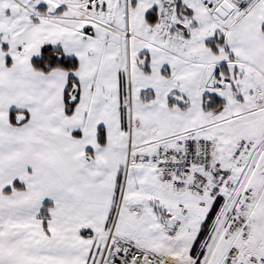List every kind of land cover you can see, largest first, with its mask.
Segmentation results:
<instances>
[{"label": "snow or ice", "instance_id": "6c2138e0", "mask_svg": "<svg viewBox=\"0 0 264 264\" xmlns=\"http://www.w3.org/2000/svg\"><path fill=\"white\" fill-rule=\"evenodd\" d=\"M0 264H264V0H0Z\"/></svg>", "mask_w": 264, "mask_h": 264}]
</instances>
